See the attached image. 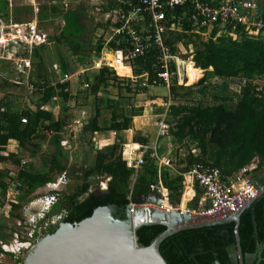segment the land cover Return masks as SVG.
<instances>
[{
    "label": "trees",
    "instance_id": "1",
    "mask_svg": "<svg viewBox=\"0 0 264 264\" xmlns=\"http://www.w3.org/2000/svg\"><path fill=\"white\" fill-rule=\"evenodd\" d=\"M97 8L101 14L125 12L124 7L113 0ZM9 9V0H0L1 22L7 18ZM25 10L30 19L24 18L25 15L23 16L21 11L14 9L11 24H26L35 18L42 23L59 17L63 26L54 40L57 44L65 45L77 60L84 56L82 51L89 45V37L95 29L119 26L118 23L112 24L109 21L104 26L94 23L91 11L85 3L69 7L62 3V0H48L45 4H39L36 14L33 7H26ZM181 11L176 9L174 18L166 20V29L161 37L162 45L169 55L184 61L178 62L180 83L182 77L187 79V75L202 74L204 71L200 80L199 77H195L196 84L186 86L183 82L184 84L178 85L175 76H172V82L168 86V100L171 103L168 106V113L173 120L169 136L176 144L185 148V154L177 157L173 164L170 163V168L173 169L171 172L169 169H158L155 159L150 158L152 152L148 151L144 157V164L134 173L122 159L121 144L114 143L107 152L96 148L91 165L79 175L83 182L74 186L71 195L60 200V210L64 212L61 222L78 223L91 216L95 209L106 206H114L115 217L124 220L128 204L135 198L147 196L149 193L176 203L182 195V175L195 163L219 169L224 178L232 177L255 160H257L255 173L264 169V87L258 89L254 83L257 80H264V36L248 38L242 35L235 39L218 37L213 40L215 34L213 31L211 37L204 40L193 32L189 23L184 19L179 20ZM171 23L178 25L179 29L170 30ZM262 32L264 34V29ZM124 38L119 33L114 34L106 48L125 54L129 44ZM97 44L96 52L99 54L103 48L102 39H99ZM43 48L44 45H40L31 51V55L36 59L37 79L32 83V87L34 94L39 96L35 110L18 111L13 110L8 103L0 105V164L17 169L12 180L16 183L15 188L21 192L17 204L11 205L12 215L15 217H19L15 212L30 201V195L46 184L54 182V176L64 174L65 179L79 178L77 176L79 171H74L69 166L68 154L61 145L63 131L71 122L66 105L71 99L68 91L70 83L63 81L52 85L48 82L46 63L39 52ZM181 50L184 53H181ZM161 59L162 54L159 50L148 48L143 56L129 63L132 73L126 65L122 63L117 65L116 72L119 76L133 75L141 80L142 85L137 90L132 89L129 83L126 84L124 90L129 97L121 93H116L115 99L100 97L101 94H108V82L117 80L118 77L107 68L97 71L93 82L87 86L88 94L93 97L95 103L90 133L103 131L120 133L131 129L133 118L142 116L143 113V107L135 104V95L145 93L148 87H165L158 76L165 71ZM179 59L178 61H181ZM166 68L169 74H173L174 61L169 60ZM67 71L68 63L61 60L60 74L65 75ZM213 78L239 79L243 82L238 93L239 99L233 109L229 110L222 104L202 106L192 102L194 88L199 85L204 90L207 88V82ZM226 88L225 85L222 86L223 90ZM55 98H60L63 103L62 114L56 120L53 119L51 111L44 109ZM216 100L227 102L231 99L220 97ZM101 108L110 111V124L107 127H101L99 123ZM22 118L26 119L25 124L21 123ZM47 135H50L48 143L53 150L48 155H38L39 168L35 171H29L21 165L17 152H6L8 143L15 141L20 150L34 158L39 152L40 143ZM194 150L197 153H194ZM90 177L108 179L106 189L95 195L90 193L79 200L91 187L92 182L88 181L91 180ZM8 180L10 178L7 172L0 169V191L3 196L9 186ZM189 190L191 189L186 185L181 205ZM195 193V199L188 205L190 210H196L198 198L202 195L198 188H195ZM60 195L58 192V197ZM164 201L168 207L166 199ZM56 227L48 234L53 233ZM164 230L165 227L160 225L141 227L136 232L137 241L147 247ZM238 234L244 260L246 255L255 254L253 264H264V196L256 201L252 211L247 209L241 214ZM234 244V223H228L174 234L160 244L159 252L167 264H213L215 261L230 264L228 251Z\"/></svg>",
    "mask_w": 264,
    "mask_h": 264
},
{
    "label": "rangeland",
    "instance_id": "2",
    "mask_svg": "<svg viewBox=\"0 0 264 264\" xmlns=\"http://www.w3.org/2000/svg\"><path fill=\"white\" fill-rule=\"evenodd\" d=\"M47 1L48 0H9L10 9L8 11L7 18L0 24V36H3L8 40L12 35L9 27L12 25H20L11 24L13 16L12 11L14 9L21 11L22 15H25L24 18L30 19V16H28L26 13V7H33L34 14H36L39 4H45ZM62 3H65L69 7H74L79 3H85L86 7L91 11L90 14L94 20V23H99L104 26L107 21L112 24L117 22L116 17H114L116 16L114 12L110 14H101L99 12L97 7L100 5H105L104 0H88L87 2L84 0H62ZM33 20L34 21L32 22H36L39 30L45 33L47 36V43L44 44L43 50L39 52L42 54V57L46 63L49 75L48 82L52 85L62 83L64 78L59 74V62L64 60L68 63V71L66 75L70 78V86L68 91L71 95V99L66 103V105L68 108V115L71 117V122L70 125L63 131L61 145H64V151H66L68 154L69 166L72 167L74 171H79V173H77L79 178L77 179L76 177H70L65 179L61 177V175L54 176V182H56L58 185L57 190L61 193V195L58 197V201L49 208V211L45 216H43L40 222L38 220L42 217L40 212L45 211V205L43 203L44 199L42 198V202L36 201V205L34 207L32 206L31 208H26L24 212V218H22L21 221L25 220L27 227L23 228L25 225H22V227L18 229L20 231L18 232V236L11 232L13 231L12 228L14 226L11 228H1L3 220L5 221L4 206L6 203L7 191L4 196L0 191V240L6 243H12L15 248L19 247L20 245L17 244L18 242L20 243V236H25L26 234L32 235V239L35 241L34 245H36L38 241H40L45 236V231L53 226L50 225V221H56V219L58 220L63 218L64 212L60 210V200L64 196L71 195L74 191V186L83 182L79 175H81L83 171L88 169V167L91 165L93 158L95 157L96 148L106 151L107 148H102V144H105L107 141L110 143V147H112V138H115L114 135L109 131L95 132L93 134L90 133L89 127L90 122L94 117L95 103L93 101V97L88 94L87 90L88 84L90 85L93 82V77L97 73V64H102V61H106L105 59H107L108 61H111V65L115 71L117 69V65L120 64V62H117L116 58L111 55L113 54L112 51H109L108 48H106L107 43L113 38L115 34L113 31L114 27H109L107 29H105V27L95 29L92 35L89 37V45L85 46L84 50L82 51L84 56L77 60L65 45L57 44L54 40L61 29V19L59 17L55 19H48L42 23L38 22L36 18ZM205 38L207 37H203L204 40ZM232 38L234 39L236 37ZM99 39H102L103 41V48L100 53L97 54L96 47L98 45L97 43ZM12 51L13 49L10 47V52ZM31 51L27 52L26 54L21 51L19 52L21 58L28 59L30 62L29 68L25 69L24 71H19L20 68L18 67V62L16 59L12 58V60H7L8 58L6 52H1L0 105L1 103H8L12 106L13 110L18 111L35 110V105L39 101V96L34 94V88L32 87V83L36 82L37 79L36 59H34L31 55ZM110 52L111 54H109ZM181 53H184V51L181 50ZM114 70V75L118 77L117 80H110L107 86L108 94H101L100 97H103L104 99H115L116 93H121V95L129 97L130 95L124 90L127 83H129L131 88L134 90H137L142 85L141 80L135 78L133 75L130 77H121ZM203 75L204 71L202 74L187 75V79L185 78L184 80L185 85H193L195 83V77H199L200 80ZM171 82L172 76L170 78L169 84H171ZM254 83L258 87H264V80H257ZM242 84L243 82L239 79H210L207 82V88L204 90H202L203 88L199 85L194 88L195 94L192 97V102L199 103L202 106L222 104L227 109L231 110L234 108L237 100L239 99L238 93L240 92ZM223 85L227 87L225 90L222 89ZM220 97H229L231 100L227 102L216 100ZM168 102V87L164 86L148 87L145 93H139L135 95L136 106H145L149 108L154 114L153 126L155 129H153L151 139H155L156 141L155 151L158 157L160 158V156H162L163 158L158 160L155 159V164L158 169H169L171 172H173V169L170 168V165L176 161L177 157H181L183 154H185V148L176 144L170 136L158 139L155 138L157 133V123L160 120L164 119L169 125H172L173 123V120L168 113ZM62 106V100L60 98H55L52 100L51 104L46 106L44 109L51 111L53 119L56 120V118L60 117L62 114ZM109 112L110 111L106 108L102 109L101 116L99 118L101 127H107L110 124ZM49 138L50 135H47L46 139L40 143L39 152L34 158H31L29 153L20 150L15 141V143H8L6 152H17L21 161V165L27 168L29 171H35L39 168L38 155H48L53 150V147L48 143ZM109 150L110 148L107 151ZM193 152L197 153L196 150ZM0 169H3L5 172H7V176L10 178V180H8V191H14L16 183L12 179L16 176L17 169L10 165L4 164H0ZM88 181L92 182L91 187L88 193L80 197L79 200L87 197L90 193L96 192L98 188L102 187V185L107 186L108 179ZM49 191L50 190L48 188L37 190L31 194V198L29 197V199L31 200L32 196L33 199L37 197L36 194L44 196L45 194H49ZM8 197L11 199V194H8ZM19 197H21V192H19L16 196L17 201L19 200ZM157 197L162 198V196ZM191 197L192 191L189 190L182 201L183 205H181V207L185 208L187 200ZM163 199L167 200V198ZM21 212H15V215L17 213L21 215ZM30 214L32 222L27 221V218L30 219ZM61 219L58 220L55 225H57ZM5 225L7 226L6 223ZM9 225H11V223ZM28 249L29 248H27V250ZM0 264H17V261L12 257H7L0 253Z\"/></svg>",
    "mask_w": 264,
    "mask_h": 264
},
{
    "label": "built area",
    "instance_id": "3",
    "mask_svg": "<svg viewBox=\"0 0 264 264\" xmlns=\"http://www.w3.org/2000/svg\"><path fill=\"white\" fill-rule=\"evenodd\" d=\"M106 4L109 0H104ZM118 5L124 7L125 12L114 11L116 21L119 26L114 27L113 31L122 35L126 38V42L129 44L126 53L122 51H112L111 54L116 58L117 62H120L130 68L129 63L134 59L143 56L148 48L159 50L162 54L161 63L164 65L165 71L159 74V78L163 81L165 87L169 86L171 76L177 78V84H184L185 77H182V83L179 82L180 66L178 62L184 63L183 60L178 57L171 56L168 54L167 49L162 45V34L165 32V22L168 18L173 19L176 9H181V19H184L190 24L193 32L199 34L201 37H211V33L214 31L215 40L218 37H244L257 38L264 36L262 30L264 29V18L260 12L259 6L256 0H113ZM113 13V12H112ZM1 24V21H0ZM25 26V32H21L20 26ZM21 25H14L15 31H11V37L5 39L0 36V56L1 52H6L7 60L16 59L18 67L24 71L30 66L28 59L20 57L17 53L16 48L10 45V40H16L22 45L29 47H36L47 43V36L41 32L37 27L36 22H30ZM63 22L61 20V27ZM11 27V26H10ZM9 27V29H10ZM170 30H178L179 26L171 23ZM11 30V29H10ZM1 31V30H0ZM124 38V39H125ZM235 39V38H234ZM4 44V45H2ZM10 47L13 49L10 52ZM108 55V54H107ZM6 58V57H5ZM181 60V61H178ZM102 61V64H97V71L103 68L114 70L111 65V61ZM169 60H173L175 64V72L169 74L166 68V63ZM106 62V63H105ZM115 71V70H114ZM116 72V71H115ZM132 73V70H131ZM60 74V73H59ZM61 75V74H60ZM64 80L69 81V77L61 75ZM184 82V83H183ZM87 86V85H86ZM258 87V86H257ZM261 89V87H258ZM171 105L170 101L167 103ZM22 124L26 123V119L22 118ZM170 133V125L164 120H160L157 123V138L167 137ZM115 136V133H113ZM64 146V145H63ZM147 153L146 149L135 156L134 159H123L128 168L134 170V173L144 164V157ZM150 158L157 159L158 156L155 150L150 154ZM256 169V165H248L242 168L240 171L235 173L230 178H224L221 171L217 168H210L202 163L193 164L190 169L184 173L183 185L187 179L192 186L197 187L201 192V198L198 201L196 210L192 211V214L202 221H213L222 219L228 215L235 214L239 209L253 200L257 195L256 185L251 176V172ZM64 178V174H61ZM57 183L52 182L46 184L43 188H48L49 194L44 196L36 194L35 197L24 205L19 211L21 215L15 217L12 215L11 205L17 204L16 196L19 191L15 188L14 191H8L6 203L4 206L5 221L1 228H12L11 231L14 235L18 236V229L26 226L24 218V212L26 208H31L36 205V201L42 202L45 205V211L40 212L43 217L45 213L49 211V208L58 201V190ZM102 188V187H101ZM36 190V191H37ZM11 194L12 198L8 197ZM166 196V195H165ZM31 198V195H30ZM130 206L139 207H154V206H141L130 202ZM23 216V217H22ZM31 214L29 215V217ZM41 217V218H42ZM61 219V218H60ZM58 219V220H60ZM50 221V225H55L58 221ZM27 221L32 222V219L27 218ZM7 224V226L5 225ZM11 223V225H9ZM1 230V229H0ZM37 232V231H36ZM19 247L15 248L12 243H6L0 240V253L12 257L19 264L35 247V241L32 239V235L26 234L20 236ZM27 248H29L27 250ZM24 257V258H23ZM23 258V259H21Z\"/></svg>",
    "mask_w": 264,
    "mask_h": 264
},
{
    "label": "water",
    "instance_id": "4",
    "mask_svg": "<svg viewBox=\"0 0 264 264\" xmlns=\"http://www.w3.org/2000/svg\"><path fill=\"white\" fill-rule=\"evenodd\" d=\"M15 26L10 27L15 31ZM25 32V26H20ZM10 45L27 53L33 48L24 46L16 40H10ZM20 54V53H19ZM22 70V69H21ZM212 70V69H209ZM97 180V177H90ZM257 195L235 214L213 221H202L191 211L180 209V199L169 202V209L163 207L164 199L149 193L147 196L131 201L139 207L128 205L125 209V219L115 217L114 206L99 207L88 218L75 223L59 222L53 233L45 235L26 255L20 264H167L162 258L159 247L168 237L182 231L204 227L234 223L235 244L229 249L230 264H246V258H256V255H246L243 258L238 227L241 214L254 209L256 201L264 196V184L256 183ZM106 188H98L92 194H98ZM164 226L165 230L144 247L137 241L136 232L144 226ZM261 248V245L258 246ZM213 264H220L215 261Z\"/></svg>",
    "mask_w": 264,
    "mask_h": 264
},
{
    "label": "crops",
    "instance_id": "5",
    "mask_svg": "<svg viewBox=\"0 0 264 264\" xmlns=\"http://www.w3.org/2000/svg\"><path fill=\"white\" fill-rule=\"evenodd\" d=\"M256 3L258 4L260 12L262 13L264 18V0H256ZM153 125H154V114L152 113V111H150L149 108L144 106L142 116L133 118L132 127L130 130L125 132L115 133L114 136L115 138H112V142H113L112 144H114V142L121 144L122 159H134L135 156L139 155L143 149H146L147 152L150 151L153 153V150H155V145H156L155 139L154 140L151 139L153 129H155ZM155 138L158 139L157 133ZM10 142H14V141H10ZM110 146H111L110 143L107 141L105 144H102V148H107L106 151L109 148H111ZM161 158L162 156H160V158L158 157V159ZM256 164H257V160H255L251 165H256ZM251 176L255 184L259 182H264V169L262 170V172H258V173H255V171L251 172ZM186 185H188V187L192 190V197L187 200L185 204V208L183 210H189L192 212L193 210L188 209V205L191 204L193 199H195L196 197L195 188L197 187L192 186L189 180L186 181V183L183 185L182 195L179 198L180 207H181V198L183 197ZM102 188H106V185L104 186L102 185ZM200 198L201 196L198 198V201Z\"/></svg>",
    "mask_w": 264,
    "mask_h": 264
},
{
    "label": "flooded vegetation",
    "instance_id": "6",
    "mask_svg": "<svg viewBox=\"0 0 264 264\" xmlns=\"http://www.w3.org/2000/svg\"><path fill=\"white\" fill-rule=\"evenodd\" d=\"M258 184H264V182H259ZM55 226H56V225H53L52 227L48 228V229L45 231V232H46L45 235L48 234V232H49L51 229L55 228ZM254 259H255V258H253V259H252V258H246V264H253ZM19 264H20V263H19Z\"/></svg>",
    "mask_w": 264,
    "mask_h": 264
},
{
    "label": "bare ground",
    "instance_id": "7",
    "mask_svg": "<svg viewBox=\"0 0 264 264\" xmlns=\"http://www.w3.org/2000/svg\"><path fill=\"white\" fill-rule=\"evenodd\" d=\"M163 207L168 208V209L170 208L169 206H168V207L165 206V201L163 202ZM180 208H181L182 210L184 209V207H180Z\"/></svg>",
    "mask_w": 264,
    "mask_h": 264
},
{
    "label": "clouds",
    "instance_id": "8",
    "mask_svg": "<svg viewBox=\"0 0 264 264\" xmlns=\"http://www.w3.org/2000/svg\"><path fill=\"white\" fill-rule=\"evenodd\" d=\"M47 213H45V215H46ZM43 218V217H42ZM42 218L41 219H38L39 220V222H40V220H42Z\"/></svg>",
    "mask_w": 264,
    "mask_h": 264
}]
</instances>
